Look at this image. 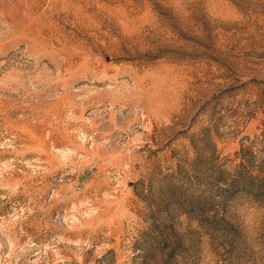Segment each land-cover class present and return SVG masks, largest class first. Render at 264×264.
<instances>
[{
    "label": "rangeland",
    "instance_id": "obj_1",
    "mask_svg": "<svg viewBox=\"0 0 264 264\" xmlns=\"http://www.w3.org/2000/svg\"><path fill=\"white\" fill-rule=\"evenodd\" d=\"M0 264H264V0H0Z\"/></svg>",
    "mask_w": 264,
    "mask_h": 264
}]
</instances>
